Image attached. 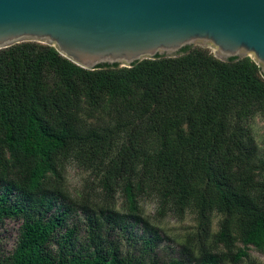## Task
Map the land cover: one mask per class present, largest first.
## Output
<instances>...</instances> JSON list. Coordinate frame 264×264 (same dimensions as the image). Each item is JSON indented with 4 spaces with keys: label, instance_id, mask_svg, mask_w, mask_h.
Returning a JSON list of instances; mask_svg holds the SVG:
<instances>
[{
    "label": "trees",
    "instance_id": "1",
    "mask_svg": "<svg viewBox=\"0 0 264 264\" xmlns=\"http://www.w3.org/2000/svg\"><path fill=\"white\" fill-rule=\"evenodd\" d=\"M257 120L264 73L250 57L187 46L90 71L36 42L0 50V228L21 223L0 264H258ZM72 166L88 176L76 193ZM146 200L156 219L195 218L168 260Z\"/></svg>",
    "mask_w": 264,
    "mask_h": 264
},
{
    "label": "water",
    "instance_id": "2",
    "mask_svg": "<svg viewBox=\"0 0 264 264\" xmlns=\"http://www.w3.org/2000/svg\"><path fill=\"white\" fill-rule=\"evenodd\" d=\"M23 42L90 71L200 43L224 60L250 57L264 73V0H0V50Z\"/></svg>",
    "mask_w": 264,
    "mask_h": 264
},
{
    "label": "rangeland",
    "instance_id": "3",
    "mask_svg": "<svg viewBox=\"0 0 264 264\" xmlns=\"http://www.w3.org/2000/svg\"><path fill=\"white\" fill-rule=\"evenodd\" d=\"M193 47H204L209 49L214 55L224 60V57L216 54V52L206 45L196 43L190 45ZM181 52V51H180ZM161 55H169V54H161ZM255 132L256 137L259 141L260 145V153L264 156V123L257 120L255 123ZM87 174L83 173L77 167H70L68 170L67 182L68 187L73 193H76L82 189V185L84 180L87 178ZM144 210L148 217L153 218V223L160 229L161 237L163 241L160 247L157 250L158 256L162 260H168L172 256L177 255V251L180 249V241L183 237L190 233L196 223L194 216H187L184 220H177L172 216L167 218H163L162 220L158 217L157 219L154 218L156 216L155 211V204L152 201H144L143 202ZM217 221V220H216ZM21 223L16 220H8L6 223L0 228V244L1 248H3L4 253L7 255L12 253L15 249V245L17 239L19 237V228ZM216 224L214 226V230H216ZM252 259H254L258 264H264V255L260 254L254 250L250 252Z\"/></svg>",
    "mask_w": 264,
    "mask_h": 264
}]
</instances>
